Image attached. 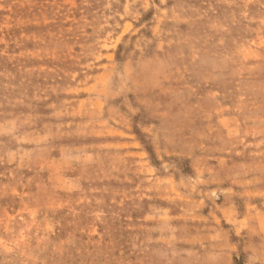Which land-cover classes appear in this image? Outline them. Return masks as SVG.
Instances as JSON below:
<instances>
[{
  "label": "rangeland",
  "instance_id": "374dc122",
  "mask_svg": "<svg viewBox=\"0 0 264 264\" xmlns=\"http://www.w3.org/2000/svg\"><path fill=\"white\" fill-rule=\"evenodd\" d=\"M0 264H264V0H0Z\"/></svg>",
  "mask_w": 264,
  "mask_h": 264
}]
</instances>
